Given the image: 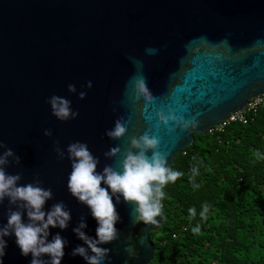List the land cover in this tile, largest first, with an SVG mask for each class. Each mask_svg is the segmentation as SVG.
Segmentation results:
<instances>
[{
    "label": "water",
    "instance_id": "95a60500",
    "mask_svg": "<svg viewBox=\"0 0 264 264\" xmlns=\"http://www.w3.org/2000/svg\"><path fill=\"white\" fill-rule=\"evenodd\" d=\"M139 79L152 102L139 94ZM263 93L264 0H0V141L6 146L0 152L11 148L20 157L19 164L6 168L22 175L19 184L38 178L41 187L52 190L45 211L61 201L70 209L68 228H50L48 237L59 232L69 242L61 264H87L71 255L77 245L86 247L72 229L83 217V231L95 238L98 226L67 188L70 143H86L102 171L105 165L119 168L123 159L106 152L126 151L131 137L147 131L159 138V150L172 167L194 133L206 134ZM52 95L70 100L79 115L58 120L48 103ZM160 111L198 123L188 129L174 121L164 125ZM121 117L127 133L106 136ZM46 129L51 136L44 135ZM57 146L65 152L63 160ZM9 207L7 199L0 204V224L7 223ZM135 207L122 197L116 203L119 237L100 245L110 249L104 264H148L153 258L150 232L159 223L135 222ZM4 239L2 264H30L31 254L21 255L14 234Z\"/></svg>",
    "mask_w": 264,
    "mask_h": 264
},
{
    "label": "clouds",
    "instance_id": "9594fccd",
    "mask_svg": "<svg viewBox=\"0 0 264 264\" xmlns=\"http://www.w3.org/2000/svg\"><path fill=\"white\" fill-rule=\"evenodd\" d=\"M86 86L91 88L92 82L88 81ZM136 88L146 102L154 100L144 79L136 82ZM68 91L75 93L76 86L69 84ZM85 96L86 92H79L80 99H84ZM48 103L52 114L60 121L75 119L79 115L72 109L71 101L62 96L52 95ZM158 117L164 125L174 121L184 129L195 127L198 123L195 119L187 120L182 115L178 116L174 111L168 114L160 111ZM127 130L126 122L121 117L115 121L114 128L107 130L105 134L109 138L119 139L127 133ZM44 135L51 136V129H46ZM55 143L58 145L59 141ZM4 148L6 146L0 141V149ZM159 148V138L146 131L138 137H131L130 146L126 151L121 152L119 147H113L104 154L106 157L122 155L123 159L120 161L119 168L105 165L102 171H97L100 163L99 157L93 155L86 143L76 141L67 146V158L71 161L67 188L79 203L90 209L98 225L95 230L96 237L93 238L83 231L87 228V223L83 217L81 218L78 226L72 231L86 247L77 245L72 249V256L82 257L87 264H104L105 260L110 259V249L100 245L111 243L119 237V231L115 227L120 221L116 203L121 201V197L125 203L136 206L134 209L135 222L158 225L157 217L162 214L161 201L165 196L163 189L169 182L174 183L183 175L182 172L172 169L168 164V155L161 152ZM55 151L58 159L63 160L64 150L57 146ZM255 155L257 159L261 158L259 152ZM13 162L20 163V157L13 149L7 148L0 152V204L7 199L10 205L7 223L0 224V264L6 255L7 241L4 237L13 234L21 255L31 254L30 264H61L65 255V247L69 242L59 232L53 235L51 240L48 237L50 228L61 230L68 228L72 219L71 211L62 201L54 203L50 210L45 211L46 202L53 199L52 190L41 187L42 181L38 178L32 183L19 184L22 175L20 173L9 174L6 171L7 166ZM197 175H199V170L193 167L190 177L193 187H199L195 183ZM102 184L107 187H102ZM113 198H115V203ZM11 205H15L16 210H13ZM208 210V205L205 204L200 212L202 219H207ZM189 212L192 217L196 216L195 208H190ZM25 213L27 222L24 221ZM192 231L199 233V226L193 228ZM45 255L49 259H43Z\"/></svg>",
    "mask_w": 264,
    "mask_h": 264
},
{
    "label": "trees",
    "instance_id": "16d2710c",
    "mask_svg": "<svg viewBox=\"0 0 264 264\" xmlns=\"http://www.w3.org/2000/svg\"><path fill=\"white\" fill-rule=\"evenodd\" d=\"M193 167L199 187L190 180ZM172 169L183 175L163 189L148 264H264V107L246 123L194 133ZM205 204L209 210L202 219ZM197 226L199 233H193Z\"/></svg>",
    "mask_w": 264,
    "mask_h": 264
},
{
    "label": "built area",
    "instance_id": "2783aa9c",
    "mask_svg": "<svg viewBox=\"0 0 264 264\" xmlns=\"http://www.w3.org/2000/svg\"><path fill=\"white\" fill-rule=\"evenodd\" d=\"M262 107H264V93L251 98L242 110L230 114L218 127H215V129L221 130L226 124L235 121L246 123L248 116L250 114H255Z\"/></svg>",
    "mask_w": 264,
    "mask_h": 264
}]
</instances>
